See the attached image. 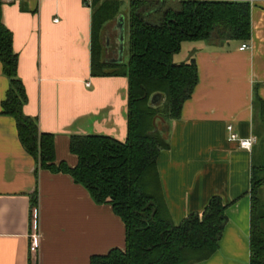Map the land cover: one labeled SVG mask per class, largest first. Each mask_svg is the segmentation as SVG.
Masks as SVG:
<instances>
[{"label":"crops","instance_id":"1","mask_svg":"<svg viewBox=\"0 0 264 264\" xmlns=\"http://www.w3.org/2000/svg\"><path fill=\"white\" fill-rule=\"evenodd\" d=\"M105 1L121 10L123 0H0V22L13 35L28 98L24 113L53 135L56 164L71 169L79 162L72 137L125 142L128 135V76L92 73L95 4ZM230 1L250 3L251 40L185 42L180 63L195 59L199 83L157 161L165 210L176 225L201 213L214 196L228 206L219 250L197 264L251 260L252 170L264 137V0ZM243 44L250 48L242 51ZM102 45L106 65L128 66L129 21L122 13L104 26ZM9 89L0 62V264H91L94 256L124 250L127 228L112 206L97 204L72 176L40 169L27 153L15 118L3 114ZM229 125L241 138H258L251 152L228 141ZM35 232L41 239L33 254Z\"/></svg>","mask_w":264,"mask_h":264},{"label":"trees","instance_id":"2","mask_svg":"<svg viewBox=\"0 0 264 264\" xmlns=\"http://www.w3.org/2000/svg\"><path fill=\"white\" fill-rule=\"evenodd\" d=\"M119 13L118 2L95 4L92 73L129 78L125 142L103 135L72 137L71 151L78 156L77 167L57 165L53 135L42 133L37 120L24 113L28 98L18 77L19 56L11 31L0 22V62L10 79L3 114L15 118L20 141L40 169L72 176L97 204L111 205L124 221L126 248L94 256L91 264L204 262L219 250L228 206L214 196L201 213H193L176 225L165 210L159 187L158 158L169 148L172 124L181 118L185 102L199 83L195 59L176 63L174 56L185 42L214 46L249 42L251 5L230 0L130 1V60L126 68L109 66L102 60L103 28ZM157 95L162 100L153 105ZM258 171L264 173V165H254L252 170L250 264H264V217L257 215V189L264 184V177L258 179Z\"/></svg>","mask_w":264,"mask_h":264},{"label":"rangeland","instance_id":"3","mask_svg":"<svg viewBox=\"0 0 264 264\" xmlns=\"http://www.w3.org/2000/svg\"><path fill=\"white\" fill-rule=\"evenodd\" d=\"M129 9H130V0H123L120 13H122L126 18H128V21H129ZM209 45H212V44H209ZM188 46H189L188 43H183L182 49H181L182 51L175 54L174 61L176 63H180L185 60ZM95 60L97 62L98 58L96 57ZM257 145H258V149L256 150V153H255V165L256 167L259 168L262 165H264V137L260 139ZM257 177L258 179L263 178L264 173L258 171ZM257 215L260 217H264V184L258 187L257 189ZM261 225L264 230V219L261 221Z\"/></svg>","mask_w":264,"mask_h":264},{"label":"built area","instance_id":"4","mask_svg":"<svg viewBox=\"0 0 264 264\" xmlns=\"http://www.w3.org/2000/svg\"><path fill=\"white\" fill-rule=\"evenodd\" d=\"M1 1L6 3V4H18V3H21L23 0H1ZM55 21H58V19H56ZM249 48H250V46L248 44H243L242 47H241V50L244 51V50H248ZM232 131H233V129H232V126H231V134H234ZM255 144L252 145V149H253ZM40 239H41V237L38 234V232H35L32 235V237H31V246H30L31 253H33V254L38 253L39 245H40Z\"/></svg>","mask_w":264,"mask_h":264},{"label":"clouds","instance_id":"5","mask_svg":"<svg viewBox=\"0 0 264 264\" xmlns=\"http://www.w3.org/2000/svg\"><path fill=\"white\" fill-rule=\"evenodd\" d=\"M228 130L230 133V135H228L226 137L228 139V141L230 143L239 141L240 148L243 150H247L248 152H251L252 145L258 142V138L251 135V134L249 135L248 138H241L238 136V134H231V126L230 125L228 126Z\"/></svg>","mask_w":264,"mask_h":264},{"label":"water","instance_id":"6","mask_svg":"<svg viewBox=\"0 0 264 264\" xmlns=\"http://www.w3.org/2000/svg\"><path fill=\"white\" fill-rule=\"evenodd\" d=\"M123 18L121 19V24L123 23ZM160 100H162V97L160 96V95H157V96H155L154 98H153V100H152V104L154 105L156 102H159Z\"/></svg>","mask_w":264,"mask_h":264}]
</instances>
